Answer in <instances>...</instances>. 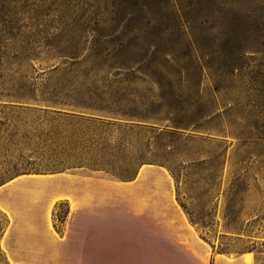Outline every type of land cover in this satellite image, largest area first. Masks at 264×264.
<instances>
[{
	"label": "rangeland",
	"instance_id": "1",
	"mask_svg": "<svg viewBox=\"0 0 264 264\" xmlns=\"http://www.w3.org/2000/svg\"><path fill=\"white\" fill-rule=\"evenodd\" d=\"M192 1L0 0V199H26L23 186L1 195L5 183L23 178L50 189L60 180L88 199H124L115 178L66 168L62 153L86 146L104 161L130 160L126 175L140 155L149 157L142 133L79 145L70 142L71 126L44 121L32 107L116 105L151 116L163 104L197 100L217 110L220 130L171 143L155 137L150 156L169 162L175 177L154 168L169 175L173 198L217 250L252 248L255 264H264V23L254 20L264 0H249V17L232 35L231 24L219 21L231 10L207 19L205 0ZM66 210L61 202L54 212L60 219ZM4 225L0 213V234Z\"/></svg>",
	"mask_w": 264,
	"mask_h": 264
},
{
	"label": "crops",
	"instance_id": "2",
	"mask_svg": "<svg viewBox=\"0 0 264 264\" xmlns=\"http://www.w3.org/2000/svg\"><path fill=\"white\" fill-rule=\"evenodd\" d=\"M153 164L131 180L113 178L124 199H88L60 180L51 189L32 178L5 183L1 195L28 191L26 199H0L5 264H255L252 248L221 251L208 242L173 198L169 175ZM61 202L67 210L59 219Z\"/></svg>",
	"mask_w": 264,
	"mask_h": 264
},
{
	"label": "trees",
	"instance_id": "3",
	"mask_svg": "<svg viewBox=\"0 0 264 264\" xmlns=\"http://www.w3.org/2000/svg\"><path fill=\"white\" fill-rule=\"evenodd\" d=\"M191 2L194 1L191 0ZM205 2L206 4L201 3V6L202 10L206 13L207 19H214L218 14H224L223 8L233 12L230 19L219 17L221 23L227 21L231 24L229 31L226 33L228 35H232L235 25L237 26L238 23L242 24L249 17V0H232L229 1L230 3L221 0H205ZM209 2L211 5H214V7L208 4ZM199 3L200 0L199 2L197 1L198 5H200ZM221 4L222 6H220ZM260 8H264V5ZM243 9H245L246 12L241 16H237V13H242ZM254 20L258 24H263L264 14H260L257 18H254ZM169 60H166V62H176L174 58ZM193 85L192 87L194 88L195 84ZM178 90H180V88ZM190 93L195 95L196 88L192 89ZM32 110L38 112L44 121H52L51 123L56 122L58 124H67L65 126H71L69 135L71 139L70 142L73 143L74 141V143H78L79 145H81V142L85 144H94L101 139L107 141L114 139L119 141L132 134H144L146 136L144 148L146 153L149 154V157L140 155L137 159V168L131 175L122 174V166L129 167L132 163L130 160L122 161L114 158L113 160L115 161H104V155L99 154L97 151H90L86 146L69 148L68 151L62 153L63 156L60 162L62 164H67L68 166L66 168L84 167L90 171L106 173L121 181L133 179L137 174L138 168L144 163H155L165 166L175 177V170L169 162L166 160H157L150 156L154 150L151 141L155 137L166 136L169 140L168 142L171 143L172 139L202 137L201 132L211 129L220 130V127H218L219 125L214 122V117L218 116L217 110L211 106L204 105L201 101L198 103L197 100L193 101V103H187L186 105H180L179 103L176 105H170L168 103L163 104L157 107L156 111L151 113V116L141 115L133 111V109H121L116 105L53 103L52 105H46L44 107H32ZM157 115H159V117H157ZM171 115H194L196 119H173L169 117ZM48 132L56 133V130L50 129ZM170 147L171 145L167 146V148ZM77 148L81 149L78 150ZM63 171V169H60L57 172ZM180 204L185 208L182 202H180ZM186 212L191 222H194L191 213L188 211Z\"/></svg>",
	"mask_w": 264,
	"mask_h": 264
}]
</instances>
